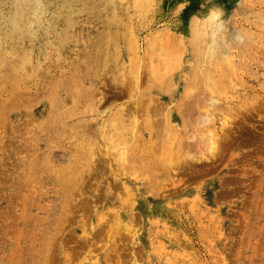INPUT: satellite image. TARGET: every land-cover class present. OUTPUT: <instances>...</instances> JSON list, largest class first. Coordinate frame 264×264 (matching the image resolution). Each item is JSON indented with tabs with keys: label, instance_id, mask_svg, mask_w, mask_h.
<instances>
[{
	"label": "rangeland",
	"instance_id": "obj_1",
	"mask_svg": "<svg viewBox=\"0 0 264 264\" xmlns=\"http://www.w3.org/2000/svg\"><path fill=\"white\" fill-rule=\"evenodd\" d=\"M0 264H264V0H0Z\"/></svg>",
	"mask_w": 264,
	"mask_h": 264
},
{
	"label": "bare ground",
	"instance_id": "obj_2",
	"mask_svg": "<svg viewBox=\"0 0 264 264\" xmlns=\"http://www.w3.org/2000/svg\"><path fill=\"white\" fill-rule=\"evenodd\" d=\"M209 55V54H208ZM156 101V100H155ZM154 102V101H153ZM160 104V103H159ZM162 105V104H161ZM142 107V106H141ZM142 109V108H141ZM157 109V108H156ZM162 109V108H161ZM143 110V109H142ZM150 110V109H149ZM163 110V109H162ZM132 113V112H131ZM134 113V112H133ZM135 115V114H134ZM160 115V114H159ZM133 116V115H132ZM156 116V115H155ZM156 117H158V115L156 116ZM163 117V116H162ZM160 119V118H159ZM170 119V118H169ZM152 125V124H151ZM154 125H156V124H154ZM160 131V130H159ZM163 131V130H162ZM161 132V131H160ZM165 132V131H164ZM154 133V132H153ZM157 133V132H156ZM165 133H167V132H165ZM165 136H166V134H165ZM154 138V137H153ZM156 139V138H155ZM156 141V140H155ZM166 143V142H165ZM163 144V143H162ZM175 147V146H174ZM159 150V149H158ZM212 154V153H211ZM87 161V160H86Z\"/></svg>",
	"mask_w": 264,
	"mask_h": 264
}]
</instances>
